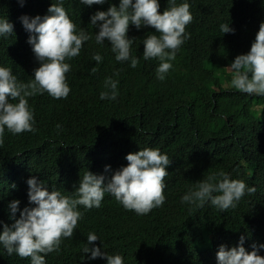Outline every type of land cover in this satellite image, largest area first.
I'll return each instance as SVG.
<instances>
[{"label":"clouds","instance_id":"1","mask_svg":"<svg viewBox=\"0 0 264 264\" xmlns=\"http://www.w3.org/2000/svg\"><path fill=\"white\" fill-rule=\"evenodd\" d=\"M216 1L0 0V58L11 54L8 37L21 34L24 44L25 40L28 43V55L33 51L39 62L33 78L26 83L18 81L11 68L0 66V146L4 144L6 129L12 134L37 131L29 98L45 92L53 99L68 97L72 66L84 74L89 89L84 94L89 108L81 119L75 141L65 145L73 157L70 168L77 176L71 189L63 191L70 189L72 194L49 191L43 181L28 179V203L34 206L21 210L18 200L10 203V219L14 222L8 225V220L0 221V245L8 254H0L5 258L0 264H58L60 253L72 257L66 264H134L135 255L147 243L161 251L165 244L159 226L153 230L142 219L161 208L165 193L172 190L165 192L167 168L172 161L157 148L127 154L140 145L125 148L126 157L120 154L112 142V129L116 113L126 103L116 100L127 90L131 70L139 63L137 53L143 61L158 60L156 78L161 81L172 69L171 61L177 54L185 52L190 56L204 39L206 22L202 11ZM160 2H168L162 14ZM220 30L222 34L234 33L227 23L221 24ZM105 45L121 66L108 65L106 71L101 52ZM139 45H144V50ZM84 46L88 49L87 59L80 57ZM207 66L215 74L205 75V67L196 87L185 92L196 96L202 93L200 101L191 104L185 93L174 87L172 109L159 100H151L154 103L150 107L140 104V122L134 126L123 117L125 128L139 132L146 141L155 130L154 112L180 122L194 121L198 106L218 111V102L225 103L231 92L264 96V22L250 48L242 46L228 60ZM252 108L258 111L262 106ZM56 127L61 129L59 124ZM75 129L65 126L68 134ZM124 158L128 163L123 162ZM234 177L223 170L214 172L186 191L181 203L191 205L190 212L206 204L221 212L231 211L246 193L256 192L255 187ZM75 181L78 186L74 190ZM106 193L121 204L107 223L119 233L120 241L109 246L91 231V224L82 233L77 229L83 217L79 207L99 208ZM240 218L246 220L247 216L241 214ZM256 242L251 251L243 247V236L236 247L220 245L217 264H264V239ZM13 253L16 257L10 256Z\"/></svg>","mask_w":264,"mask_h":264},{"label":"trees","instance_id":"2","mask_svg":"<svg viewBox=\"0 0 264 264\" xmlns=\"http://www.w3.org/2000/svg\"><path fill=\"white\" fill-rule=\"evenodd\" d=\"M159 4L162 14L168 2ZM202 17L206 22L204 39L198 47H194L190 56L185 52L177 54L171 61L172 69L161 81L156 78L158 60L148 59L146 62L137 53L139 63L131 70L127 90L116 100L126 103L121 104L119 113H116L112 129V142L120 154L122 152L126 157L144 148H157L172 161L167 168L165 192L172 190L165 193L166 199L161 208L142 219L153 230L156 225L159 226L165 245L158 252L149 243L145 244L135 255L134 264H217L216 252L220 245L236 247L243 236V247L251 251V246L258 244L256 241L264 239V96L231 92L225 103L218 102V111L211 112L198 106L194 121L180 122L167 114L161 116L154 112L152 125L155 130L146 141L139 132L125 128L123 117L134 126L140 122V104L150 107L154 103L151 100H159L172 109L174 99L171 90L174 87H178L181 93L188 92L203 78L205 67V75L215 74L207 65L228 60L233 51L240 50L242 46L250 48L259 25L264 22V0H217L204 7ZM224 23L234 29V33L222 34L220 25ZM198 38L200 40L202 35ZM8 40L11 54L0 58L3 63L0 66L11 68L18 81L26 83L33 78V71L39 67V62L33 51L28 55V43L25 40L24 44L21 34H12ZM139 46L144 50V45ZM102 50L106 71L108 65L121 66L107 45ZM80 57H88L85 46ZM69 80L71 91L66 99H53L46 92L29 98L37 129L35 133L12 134L5 130L4 144L0 146V221L3 223L4 220H8V225L14 222L10 219L9 209L13 200L20 202L18 208L21 210L34 206L29 205L27 196V180L32 177L43 181L49 191L72 194L71 183L77 173L70 168L73 157L65 145L75 141L81 119L89 108L84 96L89 89L84 74L74 66ZM217 87L222 91L220 83ZM202 98V93L197 96L185 93V99L191 104ZM253 105H261L262 108L253 110ZM58 124L61 129H57ZM65 126L76 129L68 134ZM134 145L140 146L131 148L127 154L123 151ZM123 162L128 163L125 158ZM221 170L229 173L232 179L240 177L249 187H255L256 192L246 193L231 211L221 212L206 204L190 212L192 206L181 203L182 195L194 189L198 181ZM76 186L75 181L74 190ZM65 188L70 189L63 191ZM120 205L106 193L99 208L79 207L83 217L78 222V232H84L91 224V231L107 246L116 244L120 235L107 223H110L109 216L119 210ZM241 214H245L247 219L241 220ZM15 215L19 218V211ZM0 254L8 255L2 245ZM71 259V256L60 253L56 262L66 264ZM3 260L5 258L0 256V261Z\"/></svg>","mask_w":264,"mask_h":264}]
</instances>
